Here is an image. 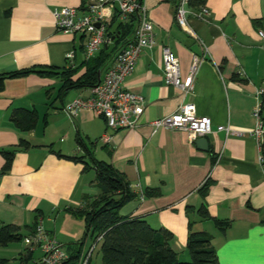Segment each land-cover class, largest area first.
<instances>
[{
    "label": "crops",
    "instance_id": "1",
    "mask_svg": "<svg viewBox=\"0 0 264 264\" xmlns=\"http://www.w3.org/2000/svg\"><path fill=\"white\" fill-rule=\"evenodd\" d=\"M86 1L0 0V73L34 65H80L86 59V37L58 30L53 10L73 7L84 13L80 8ZM143 4L153 23L155 44L141 51L124 83L144 98L136 128L110 129L104 118L87 109L74 118L67 116L64 104L87 96L88 87L72 89L60 99L58 77L29 74L4 81L0 150L15 146L20 137L33 147L19 150L10 171L0 178V225L15 224L28 234L38 214L46 230L68 248L69 254L77 247L84 221L64 209L81 207L85 197L99 194L95 175L86 177L95 171L83 172V164L60 158L49 147L65 155H81L83 149L76 142L79 134L95 143V158L111 164L137 194L120 213L143 217L153 228L170 231L169 244L182 260L189 259L186 243L191 222L193 231L212 235L211 245L220 264H264V164L249 134L255 125L254 91L264 88V50L256 32L262 24L253 22L264 18V0H204L210 16L207 21L191 16L189 30L175 21L174 0H143ZM115 46L119 44L109 41L101 47L110 53L102 70L112 63ZM162 48H169L177 57L181 78L188 74L193 55L201 58L190 95L165 83ZM69 52L72 58L66 57ZM84 71L82 67L73 79ZM234 75L239 80H233ZM185 102L194 103L196 113L209 117L214 128L228 125L244 134L226 136L223 131H214L205 136L207 147L202 149L198 138L189 141L182 131L153 129L151 121ZM15 108L37 111L35 129L19 132L14 128L9 115ZM45 112L47 123L42 121L43 130L38 133L40 115ZM3 162L0 154V168ZM207 179L211 184L203 198L199 189ZM148 189L159 194L143 196ZM202 202L212 217L230 221L224 233L213 220L197 215ZM21 248L18 255L25 249ZM89 264L102 263L91 258Z\"/></svg>",
    "mask_w": 264,
    "mask_h": 264
},
{
    "label": "trees",
    "instance_id": "2",
    "mask_svg": "<svg viewBox=\"0 0 264 264\" xmlns=\"http://www.w3.org/2000/svg\"><path fill=\"white\" fill-rule=\"evenodd\" d=\"M143 0H139L141 3ZM204 3V0H191L190 6L197 9ZM80 9L84 10L85 6ZM264 19V18H263ZM262 19V21H263ZM138 21V12H134L125 21H119L116 11L106 23L105 36L112 41L116 50L126 45L133 36ZM261 20H253L257 25ZM105 43L104 45H106ZM110 57V53L101 49L100 52L88 59H85L76 67H56L46 65H34L27 68L0 73V91L4 87L6 79L19 78L29 74H36L43 77H58L61 86L58 89L57 98L62 99L70 90L85 88L95 85L100 73ZM84 67L85 71L73 79V76ZM233 80H239L237 75ZM48 92V91H47ZM9 120L19 132H28L35 129L38 122V113L35 109L15 108L9 115ZM44 125L47 123V113L42 117ZM76 142L83 149L81 155H65L60 151L49 150L56 156L83 164V172L95 171V185L99 188V194L94 198L85 197V204L81 207H67L64 211L84 221L83 237L80 242L75 243L76 248L70 251V259H77L80 255L82 245L86 239L95 241L99 238V251L102 264H220L215 248L211 245L212 235L205 231H193L192 223H188V237L186 251L188 260L179 258L169 241L172 233L164 227L153 228L143 217L122 215L120 210L137 194L130 188L124 176L119 173L111 164L98 160L93 154L94 142H87L79 134L76 135ZM33 145L25 138L20 137L18 143L10 148L0 150L4 159L0 168V178L7 174L19 150H29ZM264 154V152H263ZM264 157V155H263ZM264 164V162H263ZM211 181L207 179L200 187L199 192L204 198L208 192ZM159 191L148 189L143 196H156ZM190 207L187 208V211ZM197 215L203 220H213L217 229L224 233L230 225V221L212 217L205 202L196 209ZM38 214L34 218L29 233L35 226ZM264 223V218L262 219ZM25 227V228H26ZM33 227V228H32ZM22 227L5 223L0 225V246L6 247L12 242L22 241L27 235L21 232ZM28 233V234H29ZM33 251L24 249L16 258V263L11 259L0 257V264H38L33 260Z\"/></svg>",
    "mask_w": 264,
    "mask_h": 264
},
{
    "label": "built area",
    "instance_id": "3",
    "mask_svg": "<svg viewBox=\"0 0 264 264\" xmlns=\"http://www.w3.org/2000/svg\"><path fill=\"white\" fill-rule=\"evenodd\" d=\"M190 1L174 0L175 21L184 30H189L191 16L201 21H207L210 16V11L204 3L197 9H192L189 8ZM84 10V13H79L76 8L64 7L54 9L53 16L58 30L79 33L86 37L84 44L86 59L94 56L105 43L109 42L105 36L106 23L114 11L119 21H125L136 11L138 21L130 41L116 51L112 63L102 70L98 82L88 87L87 96L74 98L64 105L63 110L67 116L74 118L82 110L87 109L95 116L104 118L110 129H134L138 126L139 117L144 110V98L128 90L124 83L133 73L141 51L155 44L153 23L143 1L140 3L139 0H87ZM256 32L262 40L261 48L264 50V19ZM66 57L72 58V52ZM161 59L165 83L176 87L185 95H190L201 58L193 55L189 72L184 78L179 76L177 57L169 48H162ZM254 98L252 116L255 125L249 134L256 142L260 153L259 160L263 163L264 88H256ZM150 124L154 130L170 128L182 131L189 141L205 137L214 131H223L226 136L244 134L234 131L228 125H218L214 128L209 117L196 113V107L192 102L180 104L172 113L155 119ZM98 240L99 238L92 241L77 259L71 260L69 252L46 230L40 217H37L33 230L23 238L26 249L40 251L38 264H89Z\"/></svg>",
    "mask_w": 264,
    "mask_h": 264
},
{
    "label": "rangeland",
    "instance_id": "4",
    "mask_svg": "<svg viewBox=\"0 0 264 264\" xmlns=\"http://www.w3.org/2000/svg\"><path fill=\"white\" fill-rule=\"evenodd\" d=\"M73 100V99H72ZM67 103H65L64 105H66ZM43 114V113H42ZM42 114L40 115V120H39V123H38V128H36L37 129V131H38V133H41L42 132V130H43V124H42V120H41V118H42ZM59 140V139H58ZM94 172H92V171H90L89 172V174L86 176V177H94ZM97 190V189H96ZM123 211V210H122ZM121 211V212H122ZM30 219H32V214H30ZM29 220V219H28ZM27 220V221H28ZM86 242V244H85V247L83 248V249H81V251H84V250H86L87 249V247L92 243V241H90V240H86L85 241ZM25 248V244H24V242H23V240L22 241H17V242H12V243H10L8 246H6V247H1L0 246V257H6V258H9V259H11L12 260V262H14V263H16V258L18 257V251L20 250V248ZM21 248V249H22ZM23 248V249H24ZM65 250H67L65 247H63ZM39 257H40V251L38 250V249H36L34 252H33V260H34V262H37L38 260H39ZM180 258V257H179ZM100 259H101V254H100V251H99V246H98V244L96 245V247H95V250H94V253H93V255H92V260H93V262L94 261H97V262H99L100 261ZM181 259V258H180ZM101 263H102V261H101Z\"/></svg>",
    "mask_w": 264,
    "mask_h": 264
},
{
    "label": "water",
    "instance_id": "5",
    "mask_svg": "<svg viewBox=\"0 0 264 264\" xmlns=\"http://www.w3.org/2000/svg\"><path fill=\"white\" fill-rule=\"evenodd\" d=\"M196 141H197V143L200 145V147L202 149H206V147H207V139H206V137H200Z\"/></svg>",
    "mask_w": 264,
    "mask_h": 264
}]
</instances>
